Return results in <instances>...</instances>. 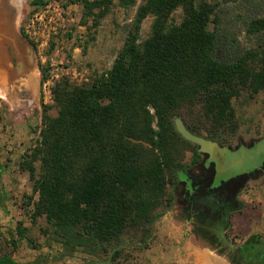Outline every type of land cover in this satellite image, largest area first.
I'll return each mask as SVG.
<instances>
[{"label": "trees", "instance_id": "obj_1", "mask_svg": "<svg viewBox=\"0 0 264 264\" xmlns=\"http://www.w3.org/2000/svg\"><path fill=\"white\" fill-rule=\"evenodd\" d=\"M72 1L83 6V18L92 26L112 4ZM120 1L123 7L136 3ZM220 5L210 0H143L109 69L89 83L62 77L51 86L56 115L42 106L38 139L19 167L32 182L28 203L33 218L44 217L64 246L110 253L114 262L123 235L140 232L138 242L146 241L150 226L172 207L179 174L205 158L176 131V117L192 133L219 144L236 134L233 99L243 93L252 98L264 89V10L243 21V32L255 39V46L246 48L220 26ZM177 9L182 17L174 23L171 15ZM148 16L150 33L141 41L140 27ZM47 77L43 69L42 79ZM199 168L194 194H211L232 213L241 212L237 195L254 173L212 187L214 165ZM0 264L15 263L0 256Z\"/></svg>", "mask_w": 264, "mask_h": 264}, {"label": "rangeland", "instance_id": "obj_2", "mask_svg": "<svg viewBox=\"0 0 264 264\" xmlns=\"http://www.w3.org/2000/svg\"><path fill=\"white\" fill-rule=\"evenodd\" d=\"M1 1L4 0H0V4ZM35 1H42L44 5ZM142 1L123 7L120 0H112L108 13L96 26H92L90 19L83 18V6L72 0L4 1L8 7L0 11L9 13V27L29 41L33 49L30 51L14 33L17 41L4 45L3 49V61L12 75L8 87L10 96H0V256L10 257L15 264H241L229 245L238 246L245 241L241 230L247 226L248 214L255 215L251 218L253 221L264 220V167L237 195L242 211L232 213L229 205L218 203L211 194L194 196L193 177L198 175L199 167L209 165L206 157L201 164L179 174L181 185L172 190V207L150 226L145 242H138L140 232H129L119 239L123 242L122 250L114 262L109 259L110 253L89 254L79 247L64 246L44 217L33 218L32 203H28L32 182L19 164L38 139L42 106H48V113L56 115L51 86L62 77L74 84L89 83L109 69ZM210 2L221 3L218 14L222 28L236 35L241 46H255V39L243 32V21L263 11L264 0ZM16 5L19 6L17 14L13 8ZM10 6H13L11 11ZM181 17L182 11L177 9L171 15V22L178 23ZM151 22V16L142 21L141 41L149 35ZM27 51L35 61L31 68L33 84L25 70L18 75L9 66L10 63L16 69V56L27 66ZM43 69L48 76L46 80L42 79ZM24 81H30L32 88ZM232 105L238 129L227 144L220 145L231 148L260 139L264 133V89L252 98L243 93L233 99ZM190 155L186 153V163ZM34 166L37 171L39 162H34ZM187 179L191 189L185 184ZM243 198L248 204L243 203ZM184 201L192 205L190 215ZM234 215L241 228H231L230 220ZM261 223L263 229L254 226L253 230L264 236V221ZM17 225L19 231L24 229L22 235ZM220 236L222 238L217 240ZM223 237L227 239L222 240Z\"/></svg>", "mask_w": 264, "mask_h": 264}, {"label": "water", "instance_id": "obj_3", "mask_svg": "<svg viewBox=\"0 0 264 264\" xmlns=\"http://www.w3.org/2000/svg\"><path fill=\"white\" fill-rule=\"evenodd\" d=\"M8 1V0H4ZM14 12L17 14V10L19 8L18 5L16 7L14 6ZM16 16V15H15ZM12 26H14L12 22ZM13 29V27H12ZM14 35L20 40V42L25 45L29 46V50L32 51L33 49L30 47L29 41L24 40L22 36L18 35L13 30ZM30 51H27V57L26 60L28 62V72L27 77H30V80L33 84L34 77L31 74V68L35 65L34 59L29 55ZM17 62L16 67L19 69L18 75L22 71L20 57L16 56ZM25 90H27V87H24ZM28 92V91H27ZM174 125L176 131L181 135L183 139H185L188 142H191L192 144H195L197 146L198 153L202 154V156L206 157L208 162H211L215 166V177L216 182L221 180H227L231 177L237 176L241 173L246 172V156H249L251 160H253L256 156L254 152H241L240 154L236 153L235 151H232L230 147L225 145H220L218 142L210 140L206 138L205 136H201L195 133H192L190 130L187 129V127L182 122L181 118L176 117L174 119Z\"/></svg>", "mask_w": 264, "mask_h": 264}, {"label": "flooded vegetation", "instance_id": "obj_4", "mask_svg": "<svg viewBox=\"0 0 264 264\" xmlns=\"http://www.w3.org/2000/svg\"><path fill=\"white\" fill-rule=\"evenodd\" d=\"M12 7L13 6H10V11H11ZM8 20H9V17H8ZM9 24H11L10 23V20H9ZM15 53L18 54L16 50H15ZM6 54H7V50H6ZM7 58H8V54H7ZM8 62H9V59H8ZM20 62H21V67H22V71H21L20 74H23L24 73L25 66L22 63V60H20ZM9 66H10V68L13 71H15L18 74L19 69L17 67H16V69H15V67L13 68L10 65V63H9ZM29 95H31V94H29ZM231 150L232 151H235L238 154H240L243 151L244 152H246V151L254 152L256 154V156H255V158L253 160H251L249 156H246V162H245V165H246V169L245 170H246V172L241 173V174L254 173L253 176L255 177L256 175L259 174L258 172H260L261 168L264 167V133H263V135H262V137L260 139H258L256 141H251V142H249L247 144H240V145L231 147ZM208 164L210 165L211 162H208ZM216 180L217 179H216L215 173H214L213 181H212L213 186H217L220 183V180H219L218 183L216 185H214L215 184L214 181H216ZM187 181L188 182H185V184L188 186V189H191L190 188L191 186H190V183H189V179H187ZM193 189L195 190L196 187H193ZM189 191H191V190H189ZM195 195L196 194H194V196ZM184 206H185L186 211L189 212L188 215H190L191 214L190 213L191 212L190 209H191L192 205L190 206V204L187 201L186 202L184 201ZM204 212H207L208 213V211H204ZM237 213H239V212H237ZM231 228H232V221H231ZM221 238L222 237L220 236V237L217 238V240H220ZM226 239L223 237L222 240H226ZM244 240L245 241L242 244L238 245V246L237 245L236 246L229 245L230 247L234 248L233 251L238 256L239 260H241V264H264V243H263L264 236L261 235V234H258L257 232H255L251 236L250 235L249 236H246Z\"/></svg>", "mask_w": 264, "mask_h": 264}, {"label": "bare ground", "instance_id": "obj_5", "mask_svg": "<svg viewBox=\"0 0 264 264\" xmlns=\"http://www.w3.org/2000/svg\"><path fill=\"white\" fill-rule=\"evenodd\" d=\"M6 7L8 6L4 3V1H1L0 10ZM16 41L17 40L15 36L13 35V31L11 27H9V20H8L7 12L0 11V96L3 98H6L7 95L10 96L11 94L8 87H9V83L11 81V75H12L11 71H8L7 65L3 61V49H4V45L12 44V43L14 44ZM24 70L26 71V73L28 72V62ZM27 78H30V77H27ZM24 83H26L30 88H32L31 87L32 84H30V81H27V82L24 81Z\"/></svg>", "mask_w": 264, "mask_h": 264}, {"label": "crops", "instance_id": "obj_6", "mask_svg": "<svg viewBox=\"0 0 264 264\" xmlns=\"http://www.w3.org/2000/svg\"><path fill=\"white\" fill-rule=\"evenodd\" d=\"M243 203L246 205V204H248L247 203V200L245 199V198H243ZM245 211V210H244ZM245 212H243V214H244ZM237 215V214H236ZM236 215H234L233 217H232V219H231V221H232V228L233 229H235L236 227H239V225H238V223H236ZM245 215H246V213H245ZM249 216H248V218H247V221H248V223H247V226H244V230H241L242 231V233L245 235V236H251L253 233H254V230H253V227L254 226H256L257 228H261V229H263V227H262V221H264V220H255V221H253V219H251L252 217H255V215H253V214H248ZM250 218V219H249ZM239 228H241V227H239ZM239 228H237V229H239Z\"/></svg>", "mask_w": 264, "mask_h": 264}]
</instances>
